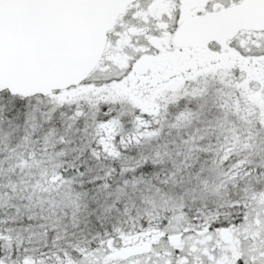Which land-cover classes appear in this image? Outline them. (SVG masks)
I'll return each instance as SVG.
<instances>
[{
  "label": "snow or ice",
  "instance_id": "6c2138e0",
  "mask_svg": "<svg viewBox=\"0 0 264 264\" xmlns=\"http://www.w3.org/2000/svg\"><path fill=\"white\" fill-rule=\"evenodd\" d=\"M0 264H264V0H0Z\"/></svg>",
  "mask_w": 264,
  "mask_h": 264
}]
</instances>
